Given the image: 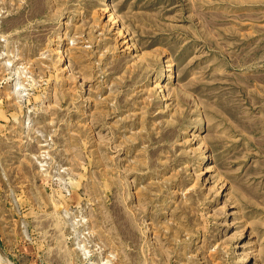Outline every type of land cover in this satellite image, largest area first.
Returning a JSON list of instances; mask_svg holds the SVG:
<instances>
[{"label":"rangeland","instance_id":"1","mask_svg":"<svg viewBox=\"0 0 264 264\" xmlns=\"http://www.w3.org/2000/svg\"><path fill=\"white\" fill-rule=\"evenodd\" d=\"M0 264H264V0H0Z\"/></svg>","mask_w":264,"mask_h":264},{"label":"bare ground","instance_id":"2","mask_svg":"<svg viewBox=\"0 0 264 264\" xmlns=\"http://www.w3.org/2000/svg\"><path fill=\"white\" fill-rule=\"evenodd\" d=\"M67 68V67H66ZM170 77H172V75H170Z\"/></svg>","mask_w":264,"mask_h":264}]
</instances>
